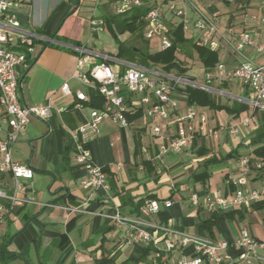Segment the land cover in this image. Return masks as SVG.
I'll use <instances>...</instances> for the list:
<instances>
[{
  "label": "crops",
  "instance_id": "0c3cea01",
  "mask_svg": "<svg viewBox=\"0 0 264 264\" xmlns=\"http://www.w3.org/2000/svg\"><path fill=\"white\" fill-rule=\"evenodd\" d=\"M205 2L217 18L221 14L228 16L221 27L259 32V22L250 17L261 12L259 2L257 8L244 11ZM112 6L115 7L113 0H17L12 9L20 29L36 36L29 68L19 67L21 102L28 106L50 103L54 113L49 121L31 116L13 146L14 159L30 164L35 175L28 191L32 200L17 203L6 222L0 224V242L9 239L8 249L14 252L6 264H95L104 255L121 263L131 256L140 257L148 244L132 241L125 234V225H115L112 215L116 207L124 214L139 215L160 238L174 226L200 238L232 242L240 227L246 226L254 237L264 240V198L259 200L263 202L260 208L253 205L255 202L233 208L238 211L219 221L212 233L202 228L201 220L229 210L211 212L193 206L187 198L194 190L232 193V178L241 172L239 158L243 155L251 157L247 187H264V158L255 154L263 137L258 134L259 114L251 104L250 90L236 81L225 82L218 86V92L210 93L229 111L198 107L208 115V127L217 128V133H198L195 141L180 153L166 152L157 157L159 139L153 136L150 121L141 108L129 112L134 118L127 126L105 119L101 134L90 143V149L94 160L106 169L110 188L94 190L81 183L84 170L75 162L72 130L89 118L97 91L74 77L78 54L73 49L89 50L97 62L108 56L110 62L122 67L117 60L125 59L116 56L117 43L114 48L101 47L103 33H110L107 25L98 31L90 26L91 18H103ZM39 29L44 33L40 34ZM127 33L120 38L125 40ZM74 42H80L82 47ZM218 52L219 61L229 67H235L240 60L231 47ZM244 53L254 61L263 60L252 48H246ZM66 81L69 94L62 91ZM78 88L90 97L81 109L72 106ZM249 115H253L251 124L243 126L242 121ZM229 124L239 125L238 136L219 130ZM144 146L148 151L142 150ZM229 153L227 159L210 162ZM7 181V175L0 178V183ZM151 195L160 200L171 199L173 204L153 214L132 212L140 199ZM158 253L152 245L151 251L136 264H160L163 260L176 264L181 255H193V245L162 251L161 257ZM221 253L226 263L248 264L238 259L239 251L233 246ZM251 264H264V259Z\"/></svg>",
  "mask_w": 264,
  "mask_h": 264
},
{
  "label": "built area",
  "instance_id": "2783aa9c",
  "mask_svg": "<svg viewBox=\"0 0 264 264\" xmlns=\"http://www.w3.org/2000/svg\"><path fill=\"white\" fill-rule=\"evenodd\" d=\"M143 0H120L119 11L125 12ZM17 0H0V178L9 181L0 183V224L19 202L31 201L28 191L32 187L35 172L30 164L21 163L13 157V146L26 130L31 116L45 121L53 117L50 103L28 106L21 102L19 67L26 70L31 56L35 54V34L20 29V21L12 9ZM150 8L145 15L147 23L145 37L157 34L164 24L167 10L170 11L184 32L199 46L212 50L231 47L240 56L235 67L219 61L214 67L204 69L202 78L164 72L149 68L138 60H117L122 67L106 60L97 62L87 49H80L74 77L87 87L95 89L103 98L101 106H92L89 118L72 130L75 162L84 170L81 183L90 189H109L110 183L104 167L98 164L91 153L90 143L101 134L105 119L119 126L129 124L128 114L141 108L151 124V132L159 139L157 157L166 152L185 151L196 139L197 134L214 135L217 128L208 127V115L194 104L188 103L187 86L218 92V86L236 81L251 92L254 109L264 110V0H260V13H252L251 19L259 22V32L249 29L233 30L221 27L218 18L212 14L205 0H150ZM93 31L106 26L101 17L90 19ZM160 49L172 44V36L167 31L159 35ZM252 48L263 56L260 62L245 55L244 50ZM65 94L71 93L69 82L62 85ZM75 109H81L89 95L81 88L75 91ZM253 119L249 115L242 121L248 127ZM232 136L239 135V125L221 126ZM143 151H148L144 146ZM241 172L232 178V193L211 194L191 191L187 198L195 207H204L211 212H220L262 200L264 187L248 188L251 157L239 158ZM261 166V163L259 164ZM171 199L146 198L141 206L142 214H153L162 208H169ZM112 219L116 226H126L125 234L136 243L151 244L160 252H173L188 244L193 245V255H181L176 264H232L226 263L221 250L230 246L238 249V259L248 264L264 259V240L254 237L246 226H241L238 236L232 241L218 242L200 238L178 227L167 228V234L160 238L139 215H128L116 207ZM160 264H168L163 260Z\"/></svg>",
  "mask_w": 264,
  "mask_h": 264
},
{
  "label": "trees",
  "instance_id": "16d2710c",
  "mask_svg": "<svg viewBox=\"0 0 264 264\" xmlns=\"http://www.w3.org/2000/svg\"><path fill=\"white\" fill-rule=\"evenodd\" d=\"M143 1L144 2L141 5H135L125 12L117 14L108 13L107 15L103 16V19L105 20L110 33L116 40L118 46L116 54L117 57L125 60H138L141 64L149 68L160 69L164 72H175L179 74L190 75L188 74L189 68L183 64L184 58L180 56V50H184V47L190 44L192 48L197 52L198 58L202 63L204 69H210L219 62L218 51L212 50L206 46L197 45L192 40V38L184 32L182 25L179 23L173 26H168L169 28L167 30V33L172 36V44L170 47L166 49H159L157 51L150 50L149 42L145 39V32L147 27L145 15L150 8V0ZM221 2L231 10L244 11L250 8L252 0H221L220 3ZM38 32L40 34L44 33V31L41 29H39ZM125 32H128L131 35L139 36L144 45L138 46L121 39L120 35L124 34ZM74 45L82 47L80 42H74ZM73 51L78 55L81 54L79 50L73 49ZM106 61L110 62L109 60ZM185 93L187 102L194 104L197 107H209L215 110H230L228 106L218 103L206 89L195 86H187ZM94 98L95 99L93 100L92 105L97 107L101 106L103 103L102 96L98 92H96ZM256 113L259 114L260 119L258 134H262L263 137L260 140L262 144L255 150V154L264 158V110L256 108ZM132 118H134V116L128 114V119L131 120ZM230 155L231 154L229 153L223 158H214L213 160H210V162L227 159ZM153 197L154 196L151 195L148 198ZM146 198L140 199L134 205V208H132L133 213H141V206ZM253 205L257 208H260L263 206V202L257 201L253 203ZM237 211L238 210L232 209L229 211L221 212L219 214L213 213L210 217L201 220V226L207 232L212 233L213 227L219 221L228 216H233ZM8 243L9 239L0 242V262L2 264H6L14 256V252L8 249ZM151 249L152 245L149 244L144 248L143 254L140 257L131 256L121 263H116L113 257L104 255L101 258L97 259L95 264H136L142 257L146 256L151 251ZM162 255L163 254H160V257Z\"/></svg>",
  "mask_w": 264,
  "mask_h": 264
},
{
  "label": "rangeland",
  "instance_id": "374dc122",
  "mask_svg": "<svg viewBox=\"0 0 264 264\" xmlns=\"http://www.w3.org/2000/svg\"><path fill=\"white\" fill-rule=\"evenodd\" d=\"M120 0H113V3H115V7L112 6L107 12L108 13H122L119 11L120 5L119 2ZM221 0H210V3L215 4V3H220ZM258 2L260 3L259 0H252V3L250 5V8H257L258 7ZM222 3V2H221ZM221 7L226 8V6L222 3ZM218 18V22L221 23L222 21H227L228 16L221 14ZM178 24V19L174 17V15L167 10L166 12V19L164 24L158 29L157 34L154 37L147 38L145 39L149 42V48L152 51H157L160 49V44H159V35L165 31L168 30V26H173ZM125 41L138 45V46H143V41L139 38V36L131 35L130 33L126 34ZM108 45L109 47H115L116 42L113 39V37L110 35L108 31H105L103 33V38H102V44L101 47L105 48V46ZM180 56L184 58L183 64L186 65L189 70L188 74H192L193 77L196 79L202 78L203 73H202V63L200 62L198 58L197 52L192 48L190 44L186 45L184 47V50H180ZM174 72V71H173ZM175 73V72H174ZM150 129V125L148 126Z\"/></svg>",
  "mask_w": 264,
  "mask_h": 264
}]
</instances>
